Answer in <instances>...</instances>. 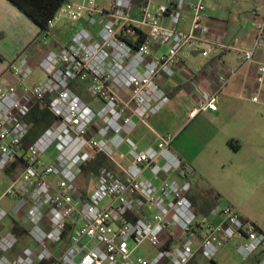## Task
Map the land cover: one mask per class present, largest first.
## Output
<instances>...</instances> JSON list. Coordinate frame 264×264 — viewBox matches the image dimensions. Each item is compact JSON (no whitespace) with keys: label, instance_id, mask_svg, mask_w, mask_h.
Masks as SVG:
<instances>
[{"label":"built area","instance_id":"built-area-1","mask_svg":"<svg viewBox=\"0 0 264 264\" xmlns=\"http://www.w3.org/2000/svg\"><path fill=\"white\" fill-rule=\"evenodd\" d=\"M154 6L155 0H69L39 36L41 43L57 48L39 62L25 52L11 63L16 84L0 85V169L20 158L25 169L0 190V202L15 198L10 211L0 205V225L25 219L31 243L11 258L8 253L20 239L4 233L0 264H191L197 255L213 261L234 240L240 241L236 251L242 261L255 257V264H264V232L235 207L218 204L206 215L196 211L189 197L194 171L171 154V133L157 134V148L143 152L122 135L137 123L149 126V119L170 103L166 83L177 76L180 54L205 42L203 0L188 6L189 31L179 28L186 0ZM67 25L72 33L59 36ZM162 48L164 52L153 56ZM237 52L239 69L216 57L190 81L196 98L190 119L217 111L223 90L241 67L257 61L258 53L263 59L251 100L262 102L264 16L256 25L252 48ZM37 72L42 78L29 84ZM85 95L101 107L93 108ZM45 98L56 121L25 150L27 117ZM118 142L131 146L134 161L129 166L116 163L123 177L103 168L85 195L77 185L81 166L99 153L110 156L111 145ZM52 146L58 156L48 164L42 156ZM147 171L174 175L154 182L143 178ZM144 243L157 253L134 259Z\"/></svg>","mask_w":264,"mask_h":264},{"label":"crops","instance_id":"crops-1","mask_svg":"<svg viewBox=\"0 0 264 264\" xmlns=\"http://www.w3.org/2000/svg\"><path fill=\"white\" fill-rule=\"evenodd\" d=\"M197 1L186 0L187 6L183 12V20L179 24L180 29L190 30L192 14L188 6ZM249 1L250 3L244 2L245 4L241 5V3L240 6L250 7L253 12L251 14L250 11L248 17L244 18L245 20L239 19L240 27L238 28L235 27V24L238 23H234L235 20L232 23L231 18L224 20V24H220L219 19H222L221 11L224 6L233 8L240 1L203 0L206 7L203 15L205 42L180 54V63L176 67L177 76L166 83L171 92L170 103L158 115L149 119V126L137 123L122 135L135 144L137 152L157 148V134L171 133L175 136L179 135L172 143L170 152L190 165L194 171L193 188L189 197L196 211L198 213L210 212L219 203L224 202L235 207L247 221L257 225L264 232V112L257 115L250 111L249 107H242L240 111H235L237 118L233 130L225 125L216 127L218 123L223 121L229 109L235 107L237 98H240L245 92L249 95L247 101L250 104L259 106L262 104L264 106V97H262L260 103H254L251 100L258 90V63L263 59L261 53H258L255 63L241 67L238 76L223 90L218 99V110L201 113L209 121V127H216V136L208 139V144L216 145L218 143L219 146L223 145L230 150L229 152L232 151L234 159L232 161H204L199 157L202 153L185 148L183 142L179 141L181 138L180 133L187 120L195 121L201 115L194 119L189 118L190 111L196 105V98L191 90L190 81L197 79L216 57L221 58L230 68L239 69L240 55L237 50H247L253 46L256 25L264 16V12L263 14L260 13L258 4L262 3L261 1L264 2V0ZM159 4L170 5L171 0H155L154 9ZM262 7L264 10V5ZM243 13L245 15V10L242 13L240 12L238 17ZM234 27L235 30H233ZM68 30H70V25L63 27L58 35L60 36ZM39 36L40 29L35 23L8 0H0V85L16 84V79L11 74L9 67L22 53H28L34 62H39L50 50L57 48L55 43L48 45L41 43ZM164 50L163 48L156 50L153 56H159ZM204 50L209 52L208 57L202 56ZM187 53L190 55H187ZM200 56L203 58H200ZM36 77L37 79L32 84L38 82L42 75L37 72ZM84 99L95 109L101 107V103L90 96L86 98L85 95ZM110 148L112 152L110 156L102 154L106 155L109 161L112 162L115 173L123 177L124 174L119 170L116 163L123 165L119 162L123 161L125 163L123 166L131 165L134 161L131 146L127 142H118L111 145ZM221 169L226 170L227 175L230 176L226 180V184L219 179L218 174ZM147 173L151 177L146 179L154 182L168 179L174 175L172 172H160L155 176L148 171L144 175ZM78 180L81 182L79 188L85 195H88L95 185L96 176L93 175L89 179H85L79 170ZM211 190L215 191L220 197L214 207H211V204H206L207 193ZM7 220L9 222L5 224V221L0 225V236L6 232L14 233V222L26 230V234L22 236L16 234L20 242L16 250L14 249L8 253V256L12 258L31 243L27 233L29 223L25 219L20 222L14 219ZM199 258L201 256L197 255L191 264H197ZM242 262L255 264L256 258Z\"/></svg>","mask_w":264,"mask_h":264},{"label":"rangeland","instance_id":"rangeland-1","mask_svg":"<svg viewBox=\"0 0 264 264\" xmlns=\"http://www.w3.org/2000/svg\"><path fill=\"white\" fill-rule=\"evenodd\" d=\"M237 1H240V3L237 2L238 5L234 6L233 8L232 7L226 8V6H224V8L221 11L222 19H219L220 24H224L225 23L224 20H228V18H231L232 23H233V20L237 21V22L234 21V23H238V24H235V27L237 26L239 28L240 27L239 26L240 23L238 22L239 19L240 18L244 19L248 17V15L250 14V11L252 14L253 12L252 8L240 6L241 3H242L241 5L245 3H250L249 0L247 1L237 0ZM261 2L262 3H259L260 5L258 4V9L260 13L263 14L264 10L262 6L264 5V2L263 1ZM244 10H245V15L243 13V14H240V16L238 17V14L240 12L242 13ZM235 27L233 28V30H235ZM67 32H69L70 34L72 33V31L70 30H68ZM202 56H200V58H203ZM35 79H37L36 76L32 77L31 81L28 83L32 84L35 81ZM87 97L88 95H86V98ZM248 97L249 95L247 92L243 93L240 98L238 97L235 107L233 106V108L231 107V109H229L223 121L221 123H218L216 127L218 128V127H222L223 125H225L230 130H233L235 127V121L237 118L235 111H238V110L240 111L242 107L244 108L249 107L248 109H250V111H252L253 113L257 115L258 113L261 114V112H264V106L262 104H260V106L255 105V104H250L247 101ZM209 125H210L209 121H207L204 118V114H201L200 116H198L195 119V121L187 120V122L185 123L180 133L181 138L179 141L183 142L182 144L185 148H190L192 149V151L202 153L201 156L199 157H201V159L204 161H232L234 159V154H232V151L229 152L230 150L228 148H225L223 145L219 146L218 143L216 145L208 144V139L212 137L214 138L216 136L215 135L216 127L211 128V126L209 127ZM173 136H174V140H173L174 142L175 139L179 135L178 136L173 135ZM225 149H228V150H225ZM57 156H58V150L55 148V146H52L43 154L42 159L45 163L51 164L54 162ZM119 162H121L123 165L125 164L123 161H119ZM112 171L115 172V170H112ZM218 176H219L220 181H223L224 184H226V180L230 178V176L227 175L226 170H222V169L219 171ZM150 177L151 176L148 173L146 175H143V178H150ZM11 181L12 180L6 174L5 170L0 169V190L4 191L10 185ZM77 185L78 187L81 185V182H79V180H77ZM0 205L3 208L10 211L15 206V198H6L0 202ZM224 205H225L224 202L219 203V206L221 207H223ZM7 222H9V220H6L5 224ZM238 242L240 241L234 240V241L226 242L220 248L218 254L213 259V261H210V260H207L201 257L199 258V261L197 264H248L247 262H242V260L237 254L236 245L238 244ZM130 246L131 248H133L134 244L130 243ZM157 251H158L157 248L154 247L153 245L149 243H144L135 250L133 258L134 259L151 258L153 255L157 253Z\"/></svg>","mask_w":264,"mask_h":264},{"label":"trees","instance_id":"trees-1","mask_svg":"<svg viewBox=\"0 0 264 264\" xmlns=\"http://www.w3.org/2000/svg\"><path fill=\"white\" fill-rule=\"evenodd\" d=\"M15 7H17L23 14H25L33 23L37 25L40 29V33L48 29L49 22L53 19L54 15L58 9L69 0H8ZM48 103V98H45L44 102L38 104L33 111L27 117V122L29 124V131L26 138L23 141V147L27 150L38 138L39 136L50 126L54 124L56 118L48 110L46 104ZM108 168L114 170V166L108 157L102 153L95 155L93 159H90L84 163L81 168V175L85 179H89L93 175H98V173L103 169ZM25 169L24 159H16L11 163L5 172L11 180H15L20 177ZM206 204H211L214 207L220 197L215 191L211 190L207 193ZM209 212V211H208ZM208 212H199V214L206 215ZM13 232L22 236L26 234L24 230L18 223L13 226Z\"/></svg>","mask_w":264,"mask_h":264},{"label":"water","instance_id":"water-1","mask_svg":"<svg viewBox=\"0 0 264 264\" xmlns=\"http://www.w3.org/2000/svg\"><path fill=\"white\" fill-rule=\"evenodd\" d=\"M202 53H203V51H202Z\"/></svg>","mask_w":264,"mask_h":264}]
</instances>
